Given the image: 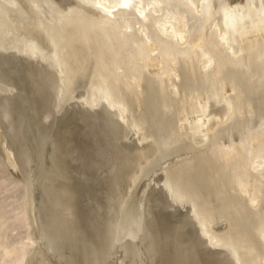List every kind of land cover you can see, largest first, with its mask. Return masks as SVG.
I'll return each mask as SVG.
<instances>
[{"label":"bare ground","instance_id":"1","mask_svg":"<svg viewBox=\"0 0 264 264\" xmlns=\"http://www.w3.org/2000/svg\"><path fill=\"white\" fill-rule=\"evenodd\" d=\"M0 264H264V0H0Z\"/></svg>","mask_w":264,"mask_h":264},{"label":"rangeland","instance_id":"2","mask_svg":"<svg viewBox=\"0 0 264 264\" xmlns=\"http://www.w3.org/2000/svg\"><path fill=\"white\" fill-rule=\"evenodd\" d=\"M48 83L50 84V80H48ZM58 87V81L55 83V89Z\"/></svg>","mask_w":264,"mask_h":264}]
</instances>
